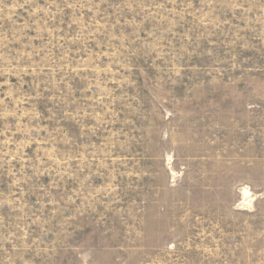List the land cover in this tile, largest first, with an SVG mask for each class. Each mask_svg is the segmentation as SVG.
I'll return each instance as SVG.
<instances>
[{"label": "rangeland", "instance_id": "obj_1", "mask_svg": "<svg viewBox=\"0 0 264 264\" xmlns=\"http://www.w3.org/2000/svg\"><path fill=\"white\" fill-rule=\"evenodd\" d=\"M0 264H264V0H0Z\"/></svg>", "mask_w": 264, "mask_h": 264}]
</instances>
